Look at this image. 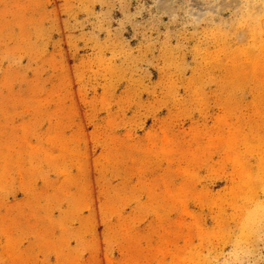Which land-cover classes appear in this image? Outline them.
<instances>
[{"label": "rangeland", "instance_id": "374dc122", "mask_svg": "<svg viewBox=\"0 0 264 264\" xmlns=\"http://www.w3.org/2000/svg\"><path fill=\"white\" fill-rule=\"evenodd\" d=\"M0 264H264V0H0Z\"/></svg>", "mask_w": 264, "mask_h": 264}]
</instances>
